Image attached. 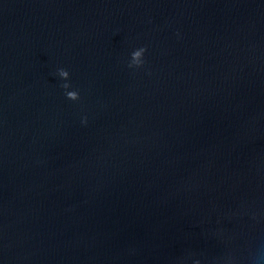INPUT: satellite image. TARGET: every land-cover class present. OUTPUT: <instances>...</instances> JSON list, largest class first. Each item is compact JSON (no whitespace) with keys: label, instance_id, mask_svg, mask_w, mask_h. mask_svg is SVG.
Returning <instances> with one entry per match:
<instances>
[{"label":"water","instance_id":"water-1","mask_svg":"<svg viewBox=\"0 0 264 264\" xmlns=\"http://www.w3.org/2000/svg\"><path fill=\"white\" fill-rule=\"evenodd\" d=\"M242 205L264 211V0H0V264H215L264 234Z\"/></svg>","mask_w":264,"mask_h":264},{"label":"clouds","instance_id":"clouds-1","mask_svg":"<svg viewBox=\"0 0 264 264\" xmlns=\"http://www.w3.org/2000/svg\"><path fill=\"white\" fill-rule=\"evenodd\" d=\"M179 36V33H177ZM147 48L141 47L137 50H134L131 53V59L127 64L129 69H141L145 66V53ZM58 76L63 81H69L70 75L69 72L63 68L58 70ZM61 87L65 90V96L68 100L72 102H77L80 100V94L76 90L69 91L72 86L70 83H63ZM83 125H87V117H83L81 120ZM233 215L239 216H248L253 224H259L261 221H264V211H256L255 209L242 205L241 209ZM219 235L223 236L222 233ZM193 253H188L185 257L182 258L180 264H187V261L192 260V264H201L199 259L193 260ZM215 264H264V234L254 236L246 240L243 246L238 250L229 249L225 254L219 257Z\"/></svg>","mask_w":264,"mask_h":264}]
</instances>
